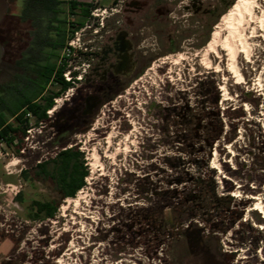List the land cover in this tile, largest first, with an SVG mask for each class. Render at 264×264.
Returning a JSON list of instances; mask_svg holds the SVG:
<instances>
[{"label": "rangeland", "instance_id": "rangeland-1", "mask_svg": "<svg viewBox=\"0 0 264 264\" xmlns=\"http://www.w3.org/2000/svg\"><path fill=\"white\" fill-rule=\"evenodd\" d=\"M9 1L0 35L11 58L26 29L24 0ZM93 2L98 22L74 32L68 42L76 48L105 8L104 27L93 32L97 48L120 19L121 0ZM236 2L164 1L172 12L143 29L137 75L103 93L95 115L80 121L85 96L98 93L80 72L28 141L4 144L0 264H264V212L254 210L264 209V4L235 53L206 48ZM77 19L68 17L69 34ZM74 50L67 43L58 59L71 77L76 62L87 64ZM5 69L2 83L15 74L10 61ZM65 148L84 153L90 175L74 198L61 199L35 169ZM35 200L58 202L56 216L30 220ZM200 233L206 243L196 245Z\"/></svg>", "mask_w": 264, "mask_h": 264}, {"label": "trees", "instance_id": "trees-1", "mask_svg": "<svg viewBox=\"0 0 264 264\" xmlns=\"http://www.w3.org/2000/svg\"><path fill=\"white\" fill-rule=\"evenodd\" d=\"M81 6L84 4L75 1L24 0L19 20L26 29L25 38L19 47H15L17 51L14 52L15 48L12 50L11 58L7 56L9 43L6 45L0 38L5 48L0 78L5 73L7 61L15 69L9 81L0 82V143L12 146L16 141L22 142L30 125L37 126L48 121L47 112L53 108L54 100L69 89L70 84L63 76L65 63L59 66L58 59L68 40L73 37L68 33V17L75 15ZM88 13L87 9L82 10L76 29L84 25ZM52 83L58 85L59 90L48 93ZM27 173L23 171L22 176L26 178ZM35 174L42 180L52 182L60 198L67 199L74 198L86 186L90 171L83 152L76 148H65L55 157L40 162ZM22 196L21 193L16 196L18 202H22ZM58 209V202L35 200L28 217L33 221L53 219ZM201 233L196 245L206 243Z\"/></svg>", "mask_w": 264, "mask_h": 264}, {"label": "flooded vegetation", "instance_id": "flooded-vegetation-1", "mask_svg": "<svg viewBox=\"0 0 264 264\" xmlns=\"http://www.w3.org/2000/svg\"><path fill=\"white\" fill-rule=\"evenodd\" d=\"M68 1L71 2L74 0ZM110 1L112 5L118 6L119 0ZM164 1L171 2L172 0H121V10H116L117 15H119L117 17H120V19H116L112 25L107 26L108 30L105 31L104 40L99 48L96 47L95 36L93 35L95 30L94 24L84 29L86 33L84 35L89 33V36L83 42V50L75 49L74 51L78 57L80 56L79 59L86 61L87 64L84 62H76L77 65L73 67L74 71L72 72L73 80L69 82V89L76 81L80 80L78 77L80 76L79 73L82 72L86 89L91 88L95 91L97 90L99 94L89 93L85 96L79 109L82 116L81 122H85L86 119L96 114L103 100V96H101L103 93H113L119 87L121 80H129L137 75L139 64L142 61V49L144 47L142 44L144 40L143 29L146 26H153L156 22H159L161 13L169 15L172 12V9L164 6ZM191 1L194 2L193 5L199 2V0ZM75 2L82 3L84 6L79 7L80 9L75 11V15L71 16L80 18L82 16V10L87 9L89 13L84 23L96 21L92 15V11L94 10L93 0ZM182 2L180 1V3ZM187 7L189 9L191 6L188 4ZM110 9L114 10L113 6ZM199 10L196 9L195 12H200ZM211 12L214 13V11ZM114 14L115 12L112 15L113 17ZM77 21L80 23L79 19ZM83 27H80V29ZM76 28L77 24L72 28V32L69 35L77 32L78 30ZM168 49L171 51L176 49L172 41L169 42Z\"/></svg>", "mask_w": 264, "mask_h": 264}, {"label": "bare ground", "instance_id": "bare-ground-1", "mask_svg": "<svg viewBox=\"0 0 264 264\" xmlns=\"http://www.w3.org/2000/svg\"><path fill=\"white\" fill-rule=\"evenodd\" d=\"M264 0H237L234 6L222 17L216 27V32L207 45V49L215 53L218 48L235 53L236 45H241L243 41V32L247 24L253 23L257 18V10ZM231 31L230 36L223 37V31ZM228 32V31H227ZM210 53V52H209ZM167 59V58H166ZM55 111V109L53 110ZM264 212L262 204H258L254 210Z\"/></svg>", "mask_w": 264, "mask_h": 264}, {"label": "built area", "instance_id": "built-area-1", "mask_svg": "<svg viewBox=\"0 0 264 264\" xmlns=\"http://www.w3.org/2000/svg\"><path fill=\"white\" fill-rule=\"evenodd\" d=\"M65 1H68V0H65ZM74 1H85V0H74ZM107 8H105L104 9V13H107ZM104 13L103 14H101L102 16H101V18H100V22H99V26H97L96 27V29L94 30V32H96L97 33V28H101V27H104V22H105V17L106 16H104ZM92 15H93V17H95V19H97L99 16V14H97V9H94L93 11H92ZM97 17V18H96ZM102 19V20H101ZM97 22H98V19H97ZM87 27V26H86ZM88 27H89V25H88ZM74 43H75V41L74 40H71L70 42H68V45L70 46V47H73L74 49H82L83 47H79V48H76L75 46H74ZM83 50V49H82ZM64 77H65V79L68 81V82H70L71 81V79H72V77H71V72L70 71H67V72H65L64 74ZM82 78V76H79L78 77V79H81ZM55 103H56V105H58V102L60 101V99L59 98H56L55 100ZM56 105H54V106H56ZM52 113V110H49L48 112H47V114H51ZM44 123L42 122V123H40L39 125H43ZM32 125H30V127L27 129V131H26V135H25V137H24V139L26 140V141H28L29 140V137H30V135H31V131H32V127H31ZM3 146H4V143H0V159L2 158V157H5V156H7L8 155V153L7 152H4V150H3Z\"/></svg>", "mask_w": 264, "mask_h": 264}, {"label": "water", "instance_id": "water-1", "mask_svg": "<svg viewBox=\"0 0 264 264\" xmlns=\"http://www.w3.org/2000/svg\"><path fill=\"white\" fill-rule=\"evenodd\" d=\"M9 2L8 0H0V24L3 22L4 18L6 17L8 11H9ZM4 46L2 45L0 41V71H1V64L4 57Z\"/></svg>", "mask_w": 264, "mask_h": 264}]
</instances>
